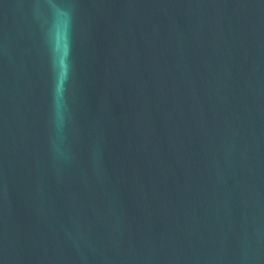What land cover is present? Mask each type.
<instances>
[{
    "label": "water",
    "instance_id": "obj_1",
    "mask_svg": "<svg viewBox=\"0 0 264 264\" xmlns=\"http://www.w3.org/2000/svg\"><path fill=\"white\" fill-rule=\"evenodd\" d=\"M0 264H264V0H0Z\"/></svg>",
    "mask_w": 264,
    "mask_h": 264
}]
</instances>
